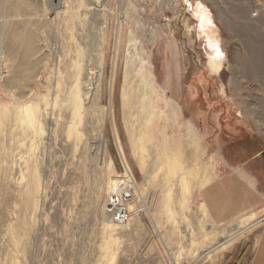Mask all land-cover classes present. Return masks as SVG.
Segmentation results:
<instances>
[{
  "label": "rangeland",
  "instance_id": "374dc122",
  "mask_svg": "<svg viewBox=\"0 0 264 264\" xmlns=\"http://www.w3.org/2000/svg\"><path fill=\"white\" fill-rule=\"evenodd\" d=\"M0 57V264H250L264 0H0Z\"/></svg>",
  "mask_w": 264,
  "mask_h": 264
},
{
  "label": "crops",
  "instance_id": "0c3cea01",
  "mask_svg": "<svg viewBox=\"0 0 264 264\" xmlns=\"http://www.w3.org/2000/svg\"><path fill=\"white\" fill-rule=\"evenodd\" d=\"M200 171L202 175H205L207 172L205 168H202ZM207 178H209V175H207ZM219 184L204 192L205 203L209 207L211 219L214 217L215 221H218L223 216H225L224 218L226 216L230 217L234 213H239L240 210L259 204V202L254 203L252 195L246 197V193L241 192L238 186L234 187L235 182L232 179H223ZM224 192L228 193V195L224 196ZM226 204L231 206L234 211L226 208ZM250 264H264V230L260 235Z\"/></svg>",
  "mask_w": 264,
  "mask_h": 264
},
{
  "label": "built area",
  "instance_id": "2783aa9c",
  "mask_svg": "<svg viewBox=\"0 0 264 264\" xmlns=\"http://www.w3.org/2000/svg\"><path fill=\"white\" fill-rule=\"evenodd\" d=\"M129 197H130V194L128 192L123 191L122 195L119 196V201L123 202L122 200H127ZM119 207H116L111 211V217L116 222V224L123 226L125 223L128 222L130 210L129 208L126 209L125 207H121V206Z\"/></svg>",
  "mask_w": 264,
  "mask_h": 264
},
{
  "label": "bare ground",
  "instance_id": "6f19581e",
  "mask_svg": "<svg viewBox=\"0 0 264 264\" xmlns=\"http://www.w3.org/2000/svg\"><path fill=\"white\" fill-rule=\"evenodd\" d=\"M26 41H27V39H26ZM25 45H26V44H25ZM0 59H1V57H0ZM209 67H210V69H211L212 71H214V72H218L219 69H220L219 62H217V61L214 60V59H213V60L211 59V61H210V66H209ZM2 73H3V69H2V66H1V63H0V77H1V74H2ZM18 116H19V115H18ZM110 204H111V203H110ZM107 209H108V208H107ZM112 210H113V207H109V209H108V214L106 213V214L108 215V218L110 217L109 219L112 218V217H111V211H112ZM107 215H106V216H107ZM112 220H113V218H112ZM109 221H110V220H109ZM113 221H114V220H113ZM114 222H115V221H114ZM118 225H119V224H118ZM227 237H228V236H227ZM229 240H230V238H229ZM222 245H223V244H222ZM222 245H221V246H222ZM221 246H220V247H221Z\"/></svg>",
  "mask_w": 264,
  "mask_h": 264
},
{
  "label": "water",
  "instance_id": "95a60500",
  "mask_svg": "<svg viewBox=\"0 0 264 264\" xmlns=\"http://www.w3.org/2000/svg\"><path fill=\"white\" fill-rule=\"evenodd\" d=\"M260 157L264 160V150L260 153Z\"/></svg>",
  "mask_w": 264,
  "mask_h": 264
}]
</instances>
